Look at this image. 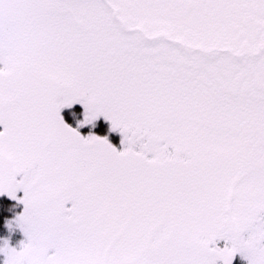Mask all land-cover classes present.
<instances>
[{
	"label": "snow or ice",
	"instance_id": "snow-or-ice-1",
	"mask_svg": "<svg viewBox=\"0 0 264 264\" xmlns=\"http://www.w3.org/2000/svg\"><path fill=\"white\" fill-rule=\"evenodd\" d=\"M0 194L3 264H264V0H0Z\"/></svg>",
	"mask_w": 264,
	"mask_h": 264
},
{
	"label": "rangeland",
	"instance_id": "rangeland-1",
	"mask_svg": "<svg viewBox=\"0 0 264 264\" xmlns=\"http://www.w3.org/2000/svg\"><path fill=\"white\" fill-rule=\"evenodd\" d=\"M70 111H74L76 113L75 118H72L68 115ZM82 112H83V109L79 104H74L72 109H68V108L61 109V115L64 116L66 118V122H68L74 128L76 127V121L82 119ZM99 123H101V124L103 123L102 128H103V130L105 129L103 132L104 134H101V136L106 135L107 138L109 139V141L119 150L121 148L119 132L109 131L108 130L109 129V123L107 121H105L102 117L98 118L94 122V124L81 126L78 129V131H80L82 135H87L89 132L96 133V130L98 128ZM104 126H105V128H104ZM110 134H112L117 139L116 142H114V140H113V138H111ZM17 195H18V197H22L23 196L22 191H19L17 193ZM1 197L9 198L5 194H0V198ZM10 200H13V199H10ZM13 201L16 203L18 202L17 200H13ZM19 203H20V206H19L20 209L18 212H16L13 215V217L16 216L17 214L21 213L23 210V204L21 202H19ZM13 217L10 220H12ZM10 220H7V221H10ZM3 234H4L3 235L4 237H2L0 240V246H2L4 243V240L7 239L10 246L18 247L20 242L25 239L21 229L16 227L15 225H12L11 228H9L6 225L5 232H3ZM224 245H225V242L223 240L217 241L216 246L223 247ZM0 264H3V255L2 254H0ZM232 264H247V261H246V259L242 258L239 253H236V254H234Z\"/></svg>",
	"mask_w": 264,
	"mask_h": 264
},
{
	"label": "trees",
	"instance_id": "trees-1",
	"mask_svg": "<svg viewBox=\"0 0 264 264\" xmlns=\"http://www.w3.org/2000/svg\"><path fill=\"white\" fill-rule=\"evenodd\" d=\"M103 123H99L98 124V128L96 130V134H104V130H103ZM105 128V126H104ZM111 138H113L114 142H116V138L110 134ZM20 203L19 202H14L13 200H10L7 197H1L0 198V240L2 237H4L3 232H5V228H6V221L10 220L13 215L19 211L20 209ZM2 207V208H1Z\"/></svg>",
	"mask_w": 264,
	"mask_h": 264
}]
</instances>
